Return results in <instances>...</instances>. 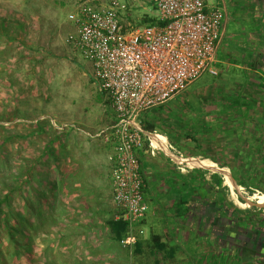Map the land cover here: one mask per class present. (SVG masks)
Returning a JSON list of instances; mask_svg holds the SVG:
<instances>
[{
  "label": "rangeland",
  "instance_id": "1",
  "mask_svg": "<svg viewBox=\"0 0 264 264\" xmlns=\"http://www.w3.org/2000/svg\"><path fill=\"white\" fill-rule=\"evenodd\" d=\"M84 1L88 0H0V198L13 192L11 206L4 205L5 215H0V264H102L99 248L94 247L93 255L85 253V241L94 246L102 234H113L108 224H102V151L106 144L98 135L102 111L112 122L115 113L94 81L93 64L66 42L73 31L68 16ZM91 1L106 5L110 0ZM120 1L127 7L126 26L143 29L158 18L153 0ZM223 60L227 65L219 68L218 76L205 73L176 99L154 110L149 121L168 134L174 150L183 156L175 162L184 181L180 186L186 184L184 200L191 197L194 187L197 193L190 200L200 193L205 194L203 198L224 199L229 206L250 210L254 223L246 214L234 215L242 217L237 228L245 233L260 226L264 209L251 206L258 204L256 200L249 201V208L238 202L246 205L248 201L241 196H259L264 206V186L260 189L253 184L251 193L238 184L233 171L248 177L247 173L259 168L256 155H264V61L237 49L224 54ZM237 100L240 105H233ZM78 122L95 127L75 143L73 136L67 138L66 125ZM242 153L255 157L244 160ZM204 168H220L226 174ZM89 170L99 171L98 189L82 185V178L90 177ZM202 171L210 184L201 181ZM213 174L223 177L224 195L210 189ZM104 199L114 204L108 190ZM109 209V219L122 218L115 204ZM14 212L22 216L19 223ZM184 217H180L183 222ZM16 226L18 233L13 230ZM118 243L116 262L108 264H164L166 260L152 244L145 243L138 251ZM258 257L249 264H264L263 256ZM173 259L178 264V258ZM246 261L240 252H229L218 256L216 264Z\"/></svg>",
  "mask_w": 264,
  "mask_h": 264
},
{
  "label": "built area",
  "instance_id": "2",
  "mask_svg": "<svg viewBox=\"0 0 264 264\" xmlns=\"http://www.w3.org/2000/svg\"><path fill=\"white\" fill-rule=\"evenodd\" d=\"M153 1L157 24L143 29L123 24L127 7L120 0L84 1L68 16L73 31L66 42L93 64L94 81L115 113V123L98 136L114 143L113 201L129 224L124 247L138 243L149 212L140 152L156 156L165 152L163 142L173 151L163 133L145 129V114L176 99L205 73L219 75L227 16L209 0Z\"/></svg>",
  "mask_w": 264,
  "mask_h": 264
},
{
  "label": "crops",
  "instance_id": "3",
  "mask_svg": "<svg viewBox=\"0 0 264 264\" xmlns=\"http://www.w3.org/2000/svg\"><path fill=\"white\" fill-rule=\"evenodd\" d=\"M208 3L210 6L223 7L227 14L224 23V38L219 51L218 68L221 69L222 65H227L226 61L223 60L224 54H232L236 49L248 55L257 54L264 61V0H209ZM231 45L234 47L231 48ZM258 47H260V51L256 53L255 50H258ZM246 58L247 56H243L242 59L246 60ZM258 69L263 70L262 68ZM104 119L103 110L102 133L115 123V118L113 122ZM66 126L67 138L73 136L72 142L75 143L82 135H84L83 137L88 136L87 134H90V131L95 127L92 123L85 122L69 123ZM153 132L163 133L172 147L166 132L159 130ZM159 139L161 138L155 137L156 142ZM104 142L106 150L102 151V224H108L109 221L115 220L114 218L109 219V207L114 204L104 199L107 190L113 197V162L111 157L114 155V143L105 140ZM163 143L165 152H160L156 156H151L148 152H140L142 174L146 183L145 199L149 206V212L142 223L143 235L139 237L138 243L135 245L137 250L139 251L140 246L145 243L152 244L159 254L165 256L164 264L176 262L173 259L175 256L178 258V264H208L209 262L216 264L218 256L225 257L229 252L233 255L240 252L242 256L247 257L246 263L248 264L252 260H259V255L263 256L260 261L264 262V247L259 255L250 248L253 246L252 244H256L254 242L258 241L259 238L264 239V234H245L248 235L247 242L249 244L245 242L247 245H244L242 240L238 241L240 237H238L236 230V220L233 215L229 214V205L226 201L224 202V199L212 201L198 195L199 198L193 197V200L184 205L183 189L186 184H184V188L180 186V183L184 181H181L179 177L180 167L175 162L179 161L175 155L178 152L173 147V151L169 150L165 142ZM78 170L80 171L81 168ZM88 172L90 177L82 178V185L84 184L90 189H98L99 179L96 178V175L99 171L89 170ZM206 180L210 184V180ZM77 183L80 184V182ZM180 207H183L181 211ZM212 211L217 215L209 214ZM183 213L188 214L184 217ZM180 217H184L185 222ZM259 224L262 226L263 219L259 220ZM195 225L197 229H194ZM88 239L90 240V238ZM213 240L215 242L214 247L204 248ZM97 243L92 246V242L87 244L85 241V253H96L94 247H97L102 255V264L115 263L116 259L113 260V258L119 255L120 244L115 241L113 234H102ZM191 256H194V259Z\"/></svg>",
  "mask_w": 264,
  "mask_h": 264
},
{
  "label": "trees",
  "instance_id": "4",
  "mask_svg": "<svg viewBox=\"0 0 264 264\" xmlns=\"http://www.w3.org/2000/svg\"><path fill=\"white\" fill-rule=\"evenodd\" d=\"M156 24H157V20L152 19L151 24L149 26H154ZM238 101L239 100H237L236 103H234L233 105H240V102H238ZM151 115H152V111L145 114V118H146L145 129L150 131V132H153V131H156L157 129H156V126L154 125V123L152 121H149V117ZM242 116H244V114H242ZM252 146H253V144H252ZM242 156H243L244 160H248V159L254 158L255 154H249V153L243 154L242 153ZM256 158L258 159L257 164L259 165V168L256 171H254L253 173L252 172L247 173L248 177H244V176H246V173L242 174V172L237 170V169H235V171H233V176L238 181V184L240 186H244L246 189L250 190L251 193H253L251 189H254L252 186L253 184H258L259 185L258 187L260 189L263 188V186H264L262 183V180H261L264 178V168H261L262 162L260 160V159L264 160V155L262 153H259L256 155ZM201 173H202L201 174V177H202L201 181H203V183L207 184L208 182H207L206 176H205L206 172L202 171ZM212 180H213L214 185H212L210 189H212L213 191H217V193H219V194H220L219 191H221V193L224 195V192L227 191V187L223 186V183H224L223 177L219 174H213ZM193 188L194 187L191 188L192 190H190V193H193L195 195V193H197V192ZM199 190L205 191L207 194L209 191L208 189L205 190L202 187V185H199ZM231 191H232L233 196L236 197L235 190H231ZM12 194H13V192L10 191L7 194H5L2 198H0V215H5L4 210H3L4 205L6 207L11 206ZM192 195H191V197H192ZM199 195H200V193H199ZM200 196L204 197L205 194L200 195ZM191 197H189V198L191 199ZM189 198L184 202V205H187L190 202ZM249 200L250 201L256 200L259 205L263 206L262 201L259 198V196H256L252 199L250 198ZM238 204L243 206V207H246V208L250 207V202H248L246 205L240 204V202H238ZM228 212H229V214H231L233 216L235 215V213H238L240 216H243L244 214H246V216L249 219H251V221L254 223L253 217L251 216L252 213L250 210L242 211V210H239V209H237L231 205V206H228ZM14 214H15V212H14ZM240 216H238L237 218L235 217V220H236L235 224L236 225L241 224L243 221L242 217H240ZM15 217H16V221L19 223V221H21L22 216L20 214L16 213ZM260 219H263V224L261 227L264 229V218H260ZM108 225H109V227H111V231L113 232V237H114L115 241L121 242L127 236L128 231H129V224L126 221H124L122 218H120L118 220H111L108 222ZM13 230H14V232L18 233L19 232V226L13 227Z\"/></svg>",
  "mask_w": 264,
  "mask_h": 264
},
{
  "label": "flooded vegetation",
  "instance_id": "5",
  "mask_svg": "<svg viewBox=\"0 0 264 264\" xmlns=\"http://www.w3.org/2000/svg\"><path fill=\"white\" fill-rule=\"evenodd\" d=\"M209 214L217 215V213L215 214L214 211L210 212ZM261 217L264 218V216H261ZM262 229L263 228L261 226H259V227H256L254 230H250V231L246 230V232L244 233V232L240 231L238 228H236L238 237H240V239L238 241L242 240V241H244V243L247 242L248 241L247 240L248 235H245V234H264V230H262ZM247 243L249 244V242H247ZM247 243H245L244 245H247ZM254 243H256V244H252L253 246H251L250 248L254 249L256 254L259 255L260 253H258V252L259 251L261 252L263 250L262 248L264 247V239L259 238V240L255 241ZM235 245H237V244H235Z\"/></svg>",
  "mask_w": 264,
  "mask_h": 264
},
{
  "label": "water",
  "instance_id": "6",
  "mask_svg": "<svg viewBox=\"0 0 264 264\" xmlns=\"http://www.w3.org/2000/svg\"><path fill=\"white\" fill-rule=\"evenodd\" d=\"M204 169L211 170L210 168H204ZM213 171H214V172H217V173H221V174H226V173H225V170L220 169V168H217V169H215V170H213ZM229 176H230L231 181H232V183L234 184L236 190L240 191V187H238V185L234 182V180L232 179L231 175H229ZM241 198H242L244 201H248V202L250 201L249 199H246V198H244V197H242V196H241ZM251 206L256 207V208H259V209H262V210L264 209V206H261V205H259V204L251 203Z\"/></svg>",
  "mask_w": 264,
  "mask_h": 264
},
{
  "label": "bare ground",
  "instance_id": "7",
  "mask_svg": "<svg viewBox=\"0 0 264 264\" xmlns=\"http://www.w3.org/2000/svg\"><path fill=\"white\" fill-rule=\"evenodd\" d=\"M183 160H185V161H190V159H183Z\"/></svg>",
  "mask_w": 264,
  "mask_h": 264
}]
</instances>
